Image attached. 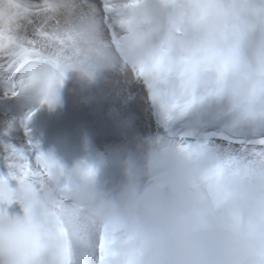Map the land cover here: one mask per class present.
Here are the masks:
<instances>
[{
    "label": "snow or ice",
    "instance_id": "snow-or-ice-1",
    "mask_svg": "<svg viewBox=\"0 0 264 264\" xmlns=\"http://www.w3.org/2000/svg\"><path fill=\"white\" fill-rule=\"evenodd\" d=\"M113 54L144 79L166 135L193 162L205 211L234 206L237 229L247 212L253 236L254 217L264 220V0H43L37 12L0 0L4 97L52 105L67 71L91 75L94 58ZM34 111L8 123L27 139L0 153V264H143L135 238L66 220L65 199L52 202L49 223H34L32 198L49 181L71 190L29 135ZM14 203L20 214L9 213ZM256 255L264 264V247Z\"/></svg>",
    "mask_w": 264,
    "mask_h": 264
},
{
    "label": "clouds",
    "instance_id": "clouds-1",
    "mask_svg": "<svg viewBox=\"0 0 264 264\" xmlns=\"http://www.w3.org/2000/svg\"><path fill=\"white\" fill-rule=\"evenodd\" d=\"M96 39L103 42L99 29ZM92 64L91 75L79 68L70 70L83 80L126 65L115 54L94 58ZM144 143L146 150L139 161L128 158L122 162L121 181L114 187L98 183L94 167V174L85 176L82 170L87 166L66 177L70 192L62 191L55 179L49 181L32 198L34 223H49L52 202L65 199L66 220L78 219L98 231L107 229L135 238L145 248L143 264H254L264 247V220L258 214L254 217L256 232L249 236L247 212L240 229L228 219L234 206L206 212L204 191L188 156L164 134Z\"/></svg>",
    "mask_w": 264,
    "mask_h": 264
},
{
    "label": "bare ground",
    "instance_id": "bare-ground-1",
    "mask_svg": "<svg viewBox=\"0 0 264 264\" xmlns=\"http://www.w3.org/2000/svg\"><path fill=\"white\" fill-rule=\"evenodd\" d=\"M33 1L43 2V0H33ZM114 69L115 68H112L111 70H101L99 75L93 76L91 79L85 78V79L81 80L77 75L76 76L77 77L76 83L81 84L82 86L91 85V86H94V88L96 89V92L86 91V90L82 89L81 90L82 96L84 98H86V97L87 98H93V97L98 96V95L99 96H108L110 102L117 101L118 99H117L116 93H119V95H123L126 93L125 85L123 83L126 82L125 80L128 79L126 77H128L129 74L126 73L125 75L122 76V79L120 80V76L118 75V73ZM122 80H123V83L121 84L120 82ZM132 85L134 88L137 89V93H138V91L141 90V88H139L137 86L136 82H133ZM123 91H124V93H123ZM127 95L128 94H126L125 96H127ZM135 96H136V100L131 103V107L132 106L134 107L132 110V116L135 119V122L133 123V125L136 128L137 124L139 123V128H138V131L135 129H132V131L129 134V138H128L129 140L127 142L122 141V143H126L127 145H132L134 147V149L136 150V148H138L135 146V140L137 139V137L140 136L143 139V141L145 142V140L147 138L153 137V136L157 135V133L154 130L150 131L148 128V122L145 121L146 116H148V112L146 111L145 106H143V104H142L143 95L138 93V94H135ZM137 100H139V101L136 103ZM106 102H108V99H106ZM106 102L103 101L101 103L100 110H103L106 108L105 107ZM89 108H92V105H89ZM97 112H99V111H97ZM10 121H12V120H10L9 118H5L3 116H0V153H2V151H3L2 145L4 143H9L10 140H12L13 143H20L18 138L21 135V131L18 127L8 129V123ZM144 124H147L146 129H143V127H142ZM6 129H8L7 135H5ZM2 160H3L2 157H0V165L2 163Z\"/></svg>",
    "mask_w": 264,
    "mask_h": 264
},
{
    "label": "rangeland",
    "instance_id": "rangeland-1",
    "mask_svg": "<svg viewBox=\"0 0 264 264\" xmlns=\"http://www.w3.org/2000/svg\"><path fill=\"white\" fill-rule=\"evenodd\" d=\"M115 70V69H114ZM73 74H75L76 76H77V74H76V72H74V71H71ZM134 148H132V150H133ZM131 150V151H132ZM141 152V151H140ZM135 153V154H134ZM133 153V156L132 157H134L135 155H138V153H139V151L137 150L136 152H134ZM138 156H140V155H138Z\"/></svg>",
    "mask_w": 264,
    "mask_h": 264
}]
</instances>
